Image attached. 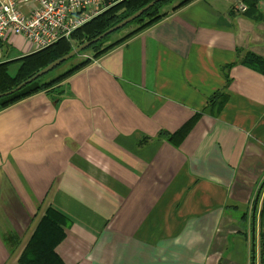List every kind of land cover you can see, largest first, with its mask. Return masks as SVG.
I'll return each instance as SVG.
<instances>
[{
    "label": "crops",
    "instance_id": "1",
    "mask_svg": "<svg viewBox=\"0 0 264 264\" xmlns=\"http://www.w3.org/2000/svg\"><path fill=\"white\" fill-rule=\"evenodd\" d=\"M182 1L58 100L0 111V264H21L47 209L69 222L63 264H263L264 75L237 49L264 57V0L261 20L242 0ZM33 51L0 39V62Z\"/></svg>",
    "mask_w": 264,
    "mask_h": 264
},
{
    "label": "trees",
    "instance_id": "2",
    "mask_svg": "<svg viewBox=\"0 0 264 264\" xmlns=\"http://www.w3.org/2000/svg\"><path fill=\"white\" fill-rule=\"evenodd\" d=\"M151 1L153 0H123L120 4L112 8L111 11L102 14L99 17L96 16L89 22L82 25L73 33L72 37L76 39V43L78 45L85 41L92 40L110 26L134 13ZM170 1L171 0H165L155 3L140 17L126 24V27L134 24L136 25V28L128 32L119 40L105 45L110 37L109 35L104 39L90 45V47H88L86 50L92 51L91 57H86L76 62L69 61L75 58L72 57L65 61L66 64L64 66L60 67L63 69L58 74L53 75L50 78L42 75L31 82L26 83L20 89L0 96V111L39 92L53 94L57 98L56 100H58L64 92L62 85L63 81H65L75 72L87 66L91 62V59H98L116 45L126 41L133 35L138 34L139 32L158 22L166 15V13L160 12V8ZM188 1L190 0H184L179 3V5H182ZM243 1L247 6L244 14L255 20H261L256 7L258 0ZM120 6H123V8L118 11L116 20L111 24L108 23L107 25H103L101 23L103 18L110 15L115 9H119ZM74 47L75 46L72 41L60 39L47 47L30 52L16 60L0 62V94L15 89L20 83L32 77L49 63L69 53ZM84 51L78 53L77 55L83 53ZM17 61L18 66L16 70L11 73L9 71V67L11 64H14ZM237 62L264 75V57L259 54H255L250 51L244 52L240 49H237ZM219 96L220 93L217 92L208 97V104ZM184 132L185 130L183 129L174 134H166V136H168V139H174L176 137L182 136ZM68 224V220L63 215L58 213L56 210L47 209L30 240L28 241L24 251L22 252L19 262L21 264H63L59 256L55 253V247L64 235L62 225L64 226ZM262 263L264 264V258H262Z\"/></svg>",
    "mask_w": 264,
    "mask_h": 264
},
{
    "label": "built area",
    "instance_id": "3",
    "mask_svg": "<svg viewBox=\"0 0 264 264\" xmlns=\"http://www.w3.org/2000/svg\"><path fill=\"white\" fill-rule=\"evenodd\" d=\"M34 7L24 10L28 3ZM109 0H0V39L21 37L34 50L66 37L79 25L98 15ZM244 10L245 8L242 7Z\"/></svg>",
    "mask_w": 264,
    "mask_h": 264
},
{
    "label": "rangeland",
    "instance_id": "4",
    "mask_svg": "<svg viewBox=\"0 0 264 264\" xmlns=\"http://www.w3.org/2000/svg\"><path fill=\"white\" fill-rule=\"evenodd\" d=\"M109 1H112L111 2V4L106 8V9H102L101 11H99L97 14L98 15H96V16H100V15H102V14H105V13H107V12H109V11H111L112 10V8H114L116 5H118V4H120L123 0H109ZM162 1H165V0H161V1H158V2H162ZM174 1V2H173ZM158 2H155V3H158ZM176 2V0H171L169 3H167V4H165L164 6H162L161 8H160V12L161 13H166V12H164V10H165V8L167 7V6H169V5H171L172 3L174 4ZM154 3V4H155ZM153 4V5H154ZM34 5H35V3H32V2H30V3H28V5H26V6H24L23 8H24V10H28L29 9V7H31V8H33L34 7ZM152 5V6H153ZM178 5V4H177ZM151 6V7H152ZM245 6H246V3L242 0V1H238L237 2V4H236V11L237 12H240V13H243V12H245L246 10H244L242 7H244L245 8ZM150 7V8H151ZM176 7V6H175ZM175 7H173V9L175 8ZM123 8V6H120L119 7V9H115L110 15H108V16H106L105 18H103V20H102V24L103 25H107L108 23L109 24H111V23H113L115 20H116V15H117V13H118V11H120L121 9ZM246 8H247V6H246ZM163 12H162V11ZM147 11V10H146ZM145 12V11H144ZM143 12V13H144ZM142 13V14H143ZM133 14V13H132ZM141 14V15H142ZM131 15V14H130ZM140 15V16H141ZM96 16H94V17H96ZM139 16V17H140ZM260 16V15H259ZM94 17H92V18H90L89 20H87V21H85L84 23H82L81 25H79L76 29H74L70 34H68L66 37H63V38H60V39H64V40H67V41H72L73 42V44H74V46L76 47V46H78V44L76 43V39H74L72 36H73V33L78 29V28H80L82 25H84L85 23H87V22H89L91 19H93ZM246 17H248L247 15H246ZM248 18H250V17H248ZM260 18H261V16H260ZM124 19V18H123ZM251 19H253V18H251ZM262 19V18H261ZM134 21V20H133ZM113 26V25H112ZM152 26V25H151ZM111 27V26H110ZM136 28V25H130L129 27H126V25L125 26H123L122 28H120V29H118V30H116V31H118V32H116V31H114V32H112V33H110V34H108V35H106L105 37H107V36H109L110 35V37H109V39H108V41L105 43V45L106 44H110V43H113L114 41H117V40H119L120 38H122L123 36H125L128 32H130V31H132V30H134ZM108 29V28H107ZM145 30V29H144ZM140 33V32H139ZM136 35V34H135ZM105 37H103L102 39H104ZM59 39V40H60ZM102 39H100V40H102ZM58 41V40H57ZM98 42V41H97ZM55 43V42H54ZM96 43V42H95ZM92 44H94V43H92ZM91 44V45H92ZM88 47H90V45L88 46ZM88 47L87 48H85V49H83L82 51H84V50H86V49H88ZM82 51H80V52H82ZM79 52V53H80ZM75 55H77V54H75ZM72 56V57H75L73 60H69V61H72V62H76V61H79L80 59H84V58H88V57H91L92 56V51L91 50H86V51H84L83 53H81V54H79V55H77V56ZM72 57H70V58H72ZM70 58H68V59H70ZM67 59V60H68ZM93 60H96V59H91V62L93 61ZM66 61V60H65ZM65 61H63V62H61L59 65H57V66H55L53 69H51L50 71H48L47 73H45V74H43V75H45L47 78H50L51 76H53V75H56V74H58L63 68H60V67H62V66H64L66 63H65ZM14 64H16L17 66H18V61L17 62H15ZM14 64H11V66L13 65V67L11 68V66L9 67V69H14ZM17 68V67H16ZM264 183V182H263ZM263 185V184H262Z\"/></svg>",
    "mask_w": 264,
    "mask_h": 264
},
{
    "label": "water",
    "instance_id": "5",
    "mask_svg": "<svg viewBox=\"0 0 264 264\" xmlns=\"http://www.w3.org/2000/svg\"><path fill=\"white\" fill-rule=\"evenodd\" d=\"M158 1H161V0H153V1L149 2L148 4L143 6L142 8L138 9L137 11H135L133 14L125 17L124 19L120 20L119 22L115 23L113 26H111L108 29H106L105 31H103L100 35H98L94 39L89 40V41H85V42L79 44L78 46L74 47L69 53H67L66 55H64V56L54 60L53 62L49 63L47 66H45L44 68L39 70L36 74H34L32 77H30L26 81L20 83L15 89H13L11 91H8V92H5L3 94H0V96L6 95L8 93H11L14 90L20 89L26 83H29L32 80H34V79L42 76L43 74L47 73L48 71L53 69L55 66L59 65L61 62L67 60L68 58L74 56L75 54H78L80 51H82L83 49L87 48L92 43H95V42L99 41L100 39H102L106 35L114 32V31L122 28L126 24L132 22L133 20L138 18L144 11L148 10L155 2H158Z\"/></svg>",
    "mask_w": 264,
    "mask_h": 264
}]
</instances>
